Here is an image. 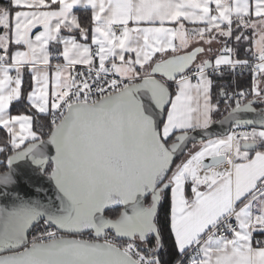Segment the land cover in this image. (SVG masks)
<instances>
[{"label": "snow or ice", "instance_id": "1", "mask_svg": "<svg viewBox=\"0 0 264 264\" xmlns=\"http://www.w3.org/2000/svg\"><path fill=\"white\" fill-rule=\"evenodd\" d=\"M0 264H264V0L0 2Z\"/></svg>", "mask_w": 264, "mask_h": 264}, {"label": "water", "instance_id": "2", "mask_svg": "<svg viewBox=\"0 0 264 264\" xmlns=\"http://www.w3.org/2000/svg\"><path fill=\"white\" fill-rule=\"evenodd\" d=\"M224 131H226V129L222 128L219 124L215 125L213 128V134L214 135L223 134Z\"/></svg>", "mask_w": 264, "mask_h": 264}, {"label": "trees", "instance_id": "3", "mask_svg": "<svg viewBox=\"0 0 264 264\" xmlns=\"http://www.w3.org/2000/svg\"><path fill=\"white\" fill-rule=\"evenodd\" d=\"M0 2H4L3 0H0Z\"/></svg>", "mask_w": 264, "mask_h": 264}, {"label": "crops", "instance_id": "4", "mask_svg": "<svg viewBox=\"0 0 264 264\" xmlns=\"http://www.w3.org/2000/svg\"><path fill=\"white\" fill-rule=\"evenodd\" d=\"M4 2H6V0H3Z\"/></svg>", "mask_w": 264, "mask_h": 264}]
</instances>
